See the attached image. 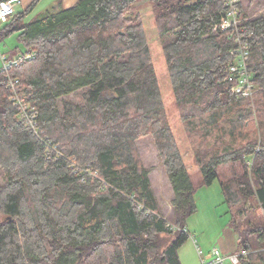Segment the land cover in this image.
<instances>
[{"label": "trees", "instance_id": "trees-1", "mask_svg": "<svg viewBox=\"0 0 264 264\" xmlns=\"http://www.w3.org/2000/svg\"><path fill=\"white\" fill-rule=\"evenodd\" d=\"M37 1L0 29V39L18 32L21 55L34 54L0 67V264H181L196 189L228 161L241 164L220 182L237 251H249L241 262L264 264V12L248 16L241 0L239 36L257 85L249 98L227 72L237 35L214 30L224 1L151 0L196 181L169 123L138 0L59 2L26 22ZM15 91L30 112L37 107L39 129ZM147 144L171 183L169 205L144 163Z\"/></svg>", "mask_w": 264, "mask_h": 264}, {"label": "rangeland", "instance_id": "rangeland-1", "mask_svg": "<svg viewBox=\"0 0 264 264\" xmlns=\"http://www.w3.org/2000/svg\"><path fill=\"white\" fill-rule=\"evenodd\" d=\"M33 1L34 0H23V5L21 3L17 5V11H23ZM56 3L57 0H38L33 8L24 16V20L29 22L37 14L52 9ZM243 7L245 10L247 9L246 11L249 13L248 16L257 15L264 12V0H243ZM133 8L134 11H140L143 18L150 42L149 46H151L152 59H154L155 72H157L158 75L159 85L163 94L162 97L164 98L166 110L170 118L169 123H171L172 130L190 173H193L196 176V181H199V167L193 161L187 132L181 121L180 113L173 95L167 63L155 24V12L153 11L152 1L138 0V3ZM2 27L3 24L0 22V29ZM17 37L18 32H14L0 39L1 53L10 58L21 55L25 47ZM2 65L3 60L0 55V67ZM154 148L153 145L147 144L141 149L145 160L144 163H146L151 170L152 182L154 188H156L158 192L160 201L164 205H169V201L174 196V192L171 188L168 175H166L158 162L157 151ZM240 166L241 164L239 165V163H229V161L220 164L217 171L219 172V177L211 184L200 185L196 189L194 199L197 203V210L187 218V227L190 231L189 237L180 246L178 251L182 261L181 264H201L202 261L197 251L198 247L202 249L201 251H203L204 254H208L213 249H218L225 257L238 252V236L231 225L233 209L224 202L220 182L230 178L234 170L239 171ZM223 264L233 263L229 261V259H226ZM239 264L247 263L240 262Z\"/></svg>", "mask_w": 264, "mask_h": 264}, {"label": "built area", "instance_id": "built-area-1", "mask_svg": "<svg viewBox=\"0 0 264 264\" xmlns=\"http://www.w3.org/2000/svg\"><path fill=\"white\" fill-rule=\"evenodd\" d=\"M225 5V12L221 19L214 24V30L226 31L230 33V37L237 35L236 39L238 45L235 49L231 51L233 55L232 61L229 63L228 70L235 79L233 85V91L243 97L252 98L256 92V83L253 80V74L249 68L250 60V46L247 40L243 37L241 38L239 34L244 28L241 25L247 20L245 16L242 15V10L240 7L241 0H223ZM21 3V0H6L0 2V21L7 22L13 17L15 11L17 10V5ZM5 69L11 67V64L22 63L25 59L34 58V54L19 55L13 58H9L0 51ZM17 82V81H16ZM12 85H14L13 80H11ZM14 99L20 104L23 116L26 117L34 129H39V124L35 117L38 114V109L36 106H32L31 112L28 109V105L22 103L24 100L22 97V92H14ZM202 249L198 247V253L201 258V264H223L226 259H229L233 264H239L242 257L249 254V251L242 250L237 253H232L225 257L221 254L218 249H213L208 254H204Z\"/></svg>", "mask_w": 264, "mask_h": 264}, {"label": "crops", "instance_id": "crops-1", "mask_svg": "<svg viewBox=\"0 0 264 264\" xmlns=\"http://www.w3.org/2000/svg\"><path fill=\"white\" fill-rule=\"evenodd\" d=\"M78 0H57V3L55 4V5H57V4H59V2L61 3V5H63L64 7H70V6H73L76 2H77ZM21 4L23 5V0L21 1ZM28 12H26L25 14H24V16L27 14ZM1 24H2V22H1ZM3 25H4V23H3Z\"/></svg>", "mask_w": 264, "mask_h": 264}]
</instances>
